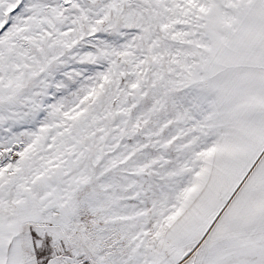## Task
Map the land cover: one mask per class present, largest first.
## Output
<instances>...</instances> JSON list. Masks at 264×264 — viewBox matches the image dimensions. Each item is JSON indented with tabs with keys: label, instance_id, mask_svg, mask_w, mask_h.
Segmentation results:
<instances>
[{
	"label": "snow or ice",
	"instance_id": "1",
	"mask_svg": "<svg viewBox=\"0 0 264 264\" xmlns=\"http://www.w3.org/2000/svg\"><path fill=\"white\" fill-rule=\"evenodd\" d=\"M0 264H264V0H0Z\"/></svg>",
	"mask_w": 264,
	"mask_h": 264
}]
</instances>
